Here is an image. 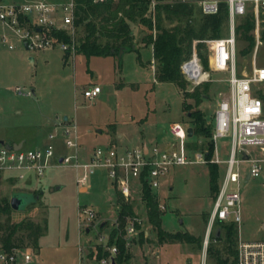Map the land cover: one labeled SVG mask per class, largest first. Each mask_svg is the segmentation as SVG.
<instances>
[{
  "label": "rangeland",
  "instance_id": "1",
  "mask_svg": "<svg viewBox=\"0 0 264 264\" xmlns=\"http://www.w3.org/2000/svg\"><path fill=\"white\" fill-rule=\"evenodd\" d=\"M260 18L259 30H254L256 41L252 52L240 51L248 41L236 34L237 68L241 73L253 70L254 63L264 64V10ZM240 20L237 18V22ZM230 31L231 21L224 36ZM139 33L137 38L142 34ZM17 43L14 49L0 44V131L23 133L27 137L25 147L51 144L59 162L67 152L73 153L74 149L65 142L63 123L60 122L66 113L75 116L78 122L82 141L78 152L80 162L87 161L93 147L109 140L114 130H118L119 140L130 146L142 145L141 140L133 139H142V133L150 144H162L164 134L172 135V121L182 119L190 123L180 87L172 81L156 79L151 44H140L139 50L130 48L122 55L88 57L82 52L66 55L59 45L28 49L21 40ZM210 51V42H207L208 66L199 54L205 69L210 72L208 78L201 81H209L210 87L199 107L206 112L207 124L212 126L214 110L219 100L230 92V84L228 70L212 67ZM31 55L34 60L30 59ZM96 81L103 84L104 91L95 98L85 97L84 85ZM16 85L24 92L17 91ZM187 86L189 90L195 87L190 82ZM261 92L264 93V87ZM188 100L194 102L192 98ZM212 138L215 143L213 134L191 136L188 144L193 157L196 150H204ZM231 138L230 133L218 138L221 158H227ZM258 152L264 155V152ZM208 162L211 161L197 160L170 166L158 188L160 201L167 204L162 214L163 227L169 231L192 232L200 237L199 243L184 239L161 241L147 217L142 190L137 189L129 200L134 203L142 222L133 233L127 230L124 233L132 253L128 264H216L209 253L203 259L202 248L206 220L214 200ZM213 162L220 166L221 177L224 162ZM262 165L259 176L242 181L241 198L245 208L240 231L246 238L264 236L259 221V217L264 216V160ZM46 172L45 175L28 172L14 180H0V197L6 195L9 201L15 190L44 189L28 208L11 211L13 221L32 219L42 222L46 229L40 236V247L35 249L28 245L32 248V264H98L97 244L105 249L110 232L120 227L117 186L103 166L90 172L88 182L83 186L77 181L78 173H83L82 168L77 170L68 162L52 165ZM80 204L93 208L96 215L88 218L83 211L80 215ZM7 215L0 212V223H7ZM236 225L239 230V224ZM28 241L27 238L25 243L30 244ZM91 250L95 254L92 255Z\"/></svg>",
  "mask_w": 264,
  "mask_h": 264
},
{
  "label": "built area",
  "instance_id": "2",
  "mask_svg": "<svg viewBox=\"0 0 264 264\" xmlns=\"http://www.w3.org/2000/svg\"><path fill=\"white\" fill-rule=\"evenodd\" d=\"M160 0H151V5L156 7ZM203 11L216 12L224 0H195ZM229 6L231 19V31L221 37H209L210 62L212 67L229 71L230 92L219 100L214 113L212 134L215 139V152L213 158H208L206 150H196L193 157L192 149L188 142V123L182 119L172 121L170 131L175 140L169 144L154 142L146 145H128L119 139H113L106 143H98L89 153L87 161L80 162L79 147L81 145L78 135V122L76 119H68L62 122L64 139L67 146L74 149L73 153H66L63 160L57 159L53 145L46 147H9L0 143V178L3 176L18 178L24 177L28 172H36L45 175L52 165L70 163L77 170L82 168L83 173H78L77 181L80 186L88 182L90 172L96 167L103 166L118 190L129 199L133 197L137 189H143V179L147 180L157 191L162 185V177L170 169V166L180 163H191L197 160L218 161L225 163V171L220 178V188L214 196L213 207L209 213V219L205 227L203 240V259L208 254V246L215 232L219 220L236 221L239 225L243 219L242 214V184L249 177L259 176L262 172L264 160V100L260 94L264 87V64L253 65V70L241 73L237 68V52L235 35L236 16L251 9L255 13L256 30L260 26V15L264 10V0H225ZM75 0L61 3L52 0H0V20L14 30L21 38L28 42L29 49L46 48L59 45L68 54H76L77 42L74 40L76 25ZM67 29L72 34L71 41H61L53 33L55 29ZM7 38V33H3ZM193 54L182 63V70L187 80L196 85L210 72L205 69L199 53L196 49ZM13 46V44H11ZM194 87V86H193ZM84 95L95 98L101 91L100 83L85 86ZM20 92L22 88L16 85ZM31 94V91L27 92ZM231 134L229 154L227 158H221L217 140L222 135ZM54 134L51 133V136ZM76 158V161H72ZM160 200V199H159ZM160 206L165 209L167 204L160 201ZM86 212L88 218L94 217L96 211L80 204V215ZM137 222L142 219L135 215L126 225L127 232L133 233L138 229ZM237 256L234 264H264V239H245L238 237ZM109 249L108 255H102L96 259L98 264H116L115 256L118 254L116 243L105 244ZM82 250V247H81ZM33 254L30 246H20L12 250L0 247V264H32ZM93 264V263H89ZM204 264V263H203Z\"/></svg>",
  "mask_w": 264,
  "mask_h": 264
},
{
  "label": "trees",
  "instance_id": "3",
  "mask_svg": "<svg viewBox=\"0 0 264 264\" xmlns=\"http://www.w3.org/2000/svg\"><path fill=\"white\" fill-rule=\"evenodd\" d=\"M220 3L218 11L206 13L195 0H160L156 3V7L151 5V0H75L76 53L82 52L88 57L96 54L119 55L122 47L125 51L130 48L139 50V44H151L156 79L172 81L180 87L184 95V109L190 124L194 126V134L209 137L212 135L213 127L207 124L206 112L199 105L210 87V82H200L189 90L187 86L189 81L182 70V63L193 54L197 40V52L208 66L209 57L205 39L224 36L225 29L230 26L231 21L228 3L225 0ZM237 18L241 19L240 22H237ZM235 19V35L238 33L241 38L244 37L248 41L240 51L250 53L256 41L255 13L249 9L237 15ZM138 29L142 34L137 38L140 32ZM53 33L61 41L73 39L72 34L64 28L55 29ZM262 34L264 35V31ZM236 52L238 61L237 47ZM138 55L141 58V55ZM261 94L264 97V93L261 92ZM189 98H192L194 102L189 101ZM207 144V147L203 146V148L210 159L215 152L213 138ZM192 145L196 146V143ZM208 165L210 166L211 193L215 196L220 188L221 168L217 162H208ZM40 190L36 189L34 192H40ZM142 199L146 204L147 217L157 229L161 241L184 239L199 243L200 237L192 232L169 231L163 227L164 209L160 206L157 191L148 185L145 178L143 179ZM118 202H120L118 213L120 227L113 228L110 232L108 244L116 243L118 246V254L115 256L116 264H128L132 253L126 245L124 233L127 230L128 221L133 219L137 212L134 203L125 199L120 191ZM12 209L13 206L8 197L6 195L0 197V212L4 211L8 214L7 223H0V247L7 250L27 245L35 249L40 247V236L45 229L43 223L32 219L13 221L11 219ZM236 224L237 222L233 220L217 222V226L221 227V234L218 235L215 229L208 246V253L216 264H234L239 236ZM137 226L140 227L138 222ZM27 238L30 244L25 243ZM95 252L96 259L110 253L109 249H104L103 245L98 244ZM95 252L90 251L92 255Z\"/></svg>",
  "mask_w": 264,
  "mask_h": 264
},
{
  "label": "crops",
  "instance_id": "4",
  "mask_svg": "<svg viewBox=\"0 0 264 264\" xmlns=\"http://www.w3.org/2000/svg\"><path fill=\"white\" fill-rule=\"evenodd\" d=\"M11 1H13V0H11ZM52 1H55V2H58V3H61V2H63V1H66V0H52ZM3 33H7V38H4L3 37ZM21 40V42L29 49V47H28V44L26 43V41H24L22 38H21V36L19 35V34H17L14 30H12L11 28H9V27H7L1 20H0V44H3V45H6V46H8L10 49H14L17 45H18V41H20ZM11 44H13V46H11ZM140 45V44H139ZM153 47V46H152ZM125 52V51H124ZM123 52V53H124ZM65 54L66 55H69L68 54V52L67 51H65ZM66 57V56H65ZM30 59H35V58H33V56L31 55V57H30ZM155 66V65H154ZM97 83H100L101 84V86H102V91L101 92H103L104 91V89H103V84L101 83V82H99V81H96V82H94V83H89V84H86V85H84V87L85 86H88V85H91V84H97ZM32 90L34 91V88L32 87ZM100 92V93H101ZM99 93V94H100ZM86 97V96H85ZM0 111H1V108H0ZM68 119H76L75 118V116H70L69 114H65L64 115V118L60 121V122H65L66 120H68ZM141 120H143V119H141ZM175 121V120H174ZM190 124V123H189ZM170 133H171V131H170ZM117 134H118V130H114V133H112L111 134V138L109 139V140H107V141H105V142H103V143H106V142H108V141H111V140H113V139H119L118 137H117ZM172 134V133H171ZM78 135H79V138H80V134L78 133ZM142 135H143V137H142V139L140 138H137V137H135V138H133V139H136V140H138V141H140L141 140V143L143 144V145H146L147 143H149V139L148 138H146V136H144V133H142ZM145 137V138H144ZM1 138H3V139H5L6 141H10V142H17V141H20V140H24V143H25V139L27 138L23 133H17V134H14L12 131H4V132H2V131H0V139ZM173 140H175V136L173 135H169L168 133H166V134H164V136H163V139H162V144H169L171 141H173ZM82 141H81V138H80V143H81ZM24 145V144H23ZM224 166H225V163H224ZM225 168H226V166H225ZM224 171H225V169H224ZM224 171H223V173H224ZM223 173H222V175H223ZM221 175V176H222ZM9 179V180H14V178H12V177H6V176H3L2 178H0V180H2V179ZM221 178V177H220ZM249 178H251V177H248V175L246 176V179H244V181L246 182V180H248ZM30 189H33V188H30ZM120 190H118V192H119ZM117 199H118V197H117ZM213 199H214V197H213ZM213 203H214V200H213ZM213 207V206H212ZM245 208V205H242V214H243V209ZM212 209V208H211ZM211 211V210H210ZM210 213V212H209ZM209 215V214H208ZM208 219H209V216H208V218H207V220H206V224H207V221H208ZM243 220V219H242ZM259 221H260V225H261V227L260 228H262L263 230H264V216H260L259 217ZM239 235H241L243 238H245V239H248V238H250V239H255V238H262V239H264V236H262V237H256V236H253V237H248V238H246V237H244V234H243V232L242 231H240V225H239Z\"/></svg>",
  "mask_w": 264,
  "mask_h": 264
},
{
  "label": "water",
  "instance_id": "5",
  "mask_svg": "<svg viewBox=\"0 0 264 264\" xmlns=\"http://www.w3.org/2000/svg\"><path fill=\"white\" fill-rule=\"evenodd\" d=\"M28 43V42H26ZM136 44H134L135 46ZM125 51V48L122 47L119 51V54L122 55L123 52ZM188 130V135L193 136L194 135V126L192 124H189L187 127ZM3 142L9 147H20L24 144V140H20L17 142H10L6 141L5 139L1 138L0 143ZM60 160H63V157L60 158ZM249 177V174H248ZM59 187V185H57ZM44 191V189H41L40 192H34V190H15L11 196L10 202L11 206L13 208L19 209L21 207L28 208L29 204L35 202L37 198L41 195V193ZM217 234H221V227L217 226L216 228Z\"/></svg>",
  "mask_w": 264,
  "mask_h": 264
}]
</instances>
